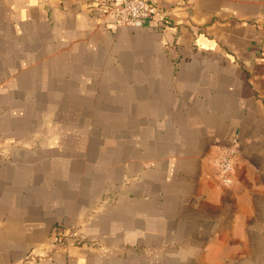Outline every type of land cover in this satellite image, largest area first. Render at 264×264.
<instances>
[{"label": "crops", "instance_id": "crops-1", "mask_svg": "<svg viewBox=\"0 0 264 264\" xmlns=\"http://www.w3.org/2000/svg\"><path fill=\"white\" fill-rule=\"evenodd\" d=\"M159 1L0 0V264H264V0Z\"/></svg>", "mask_w": 264, "mask_h": 264}, {"label": "built area", "instance_id": "built-area-1", "mask_svg": "<svg viewBox=\"0 0 264 264\" xmlns=\"http://www.w3.org/2000/svg\"><path fill=\"white\" fill-rule=\"evenodd\" d=\"M91 5L116 17L121 26L141 28L148 19H156L164 28L167 25L169 11L159 0H89ZM219 148L216 162L221 183L229 186L233 182L232 172L236 158L235 144Z\"/></svg>", "mask_w": 264, "mask_h": 264}]
</instances>
